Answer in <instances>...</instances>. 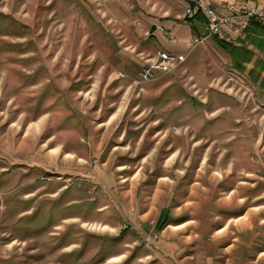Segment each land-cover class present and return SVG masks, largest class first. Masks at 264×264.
Returning a JSON list of instances; mask_svg holds the SVG:
<instances>
[{"label": "rangeland", "instance_id": "374dc122", "mask_svg": "<svg viewBox=\"0 0 264 264\" xmlns=\"http://www.w3.org/2000/svg\"><path fill=\"white\" fill-rule=\"evenodd\" d=\"M241 1L264 6V0H229L219 5L224 12L214 10L229 15L227 7ZM144 2L0 0V155L7 157L9 163H15L0 171V264H83L78 261L82 252L86 253L85 260L90 258L84 264H156V259L148 256L161 249L159 230L166 217L171 222L191 219L180 229L168 230L169 233L178 231L175 237L178 239L170 241L173 249L193 246L190 243L195 238L194 221L215 228L230 220L229 234L226 232L229 237L238 236L237 231H248L245 241L251 246L245 252L243 264H264V253H258L264 250V102L258 96L256 86L231 79L225 67H217L207 58V52L200 55L203 60L197 57L193 61L194 58L189 57L171 72L158 74L151 81L136 85L142 62L150 61L158 52L147 55L152 48L143 44L135 31L140 20L132 19L139 18L140 10H148ZM121 12L126 16H132L130 12H133L137 16L122 22L119 19ZM109 17L113 18L110 22L118 26L129 23L127 30L133 34V40L145 46L141 48L142 59L137 54L139 50L130 48L128 41L121 42L118 32L111 33L112 26H107ZM194 37L185 43L186 47ZM125 55L136 58L141 64L129 68L128 65L134 63ZM119 72L125 77H118ZM108 78L121 82L123 90L130 88V93L139 96L137 99L147 92H159V96L150 101L152 109L141 117L140 122L155 120L169 126L164 148L170 147L164 153L162 144L158 150L153 148L146 160L137 165L142 169L140 178L148 177V188L143 185L137 195L139 198H134L131 205H126L127 202L124 205L113 189L118 186L117 179L114 175L106 177L107 185L113 187L111 190L108 187L106 196H102L109 205L104 219L103 214L87 213V208H93L94 201L97 202L90 199H97L94 192L77 198L79 203H70L74 199L71 186L58 192L56 197L45 194L42 199L37 197L36 202L34 199L32 203H23L26 198L19 188L28 173H21L17 165L37 161L33 155L40 152L44 155L46 149H40V139L35 137L39 122L36 127L28 123L25 126L17 120L19 113L26 120H34L44 112L47 117L53 115L58 104L68 105L64 91L60 93L61 98L55 99L58 88H62L71 94L77 107L96 119L101 115L97 113L99 104L105 105L99 93L103 92L102 84ZM70 83L75 86H69ZM74 88L81 91L75 92ZM30 125L34 128H29ZM154 134L150 131L145 134L136 161L155 144L158 136ZM151 136L152 140H148ZM148 141L151 142L145 147ZM55 151L51 153L56 154ZM174 151L175 162L165 160L163 156ZM26 155L31 157L25 160ZM52 158L45 161L42 157V165L59 173L49 175L50 181L46 182L45 175L39 171L37 175L41 177H37L33 185L49 184L61 176L50 183L49 191L52 192L61 184L70 183L66 180L68 171L86 172L80 168L83 165L73 163L66 156ZM101 161L95 158L84 166L93 171L96 165L101 168ZM5 162L0 159V167L5 166ZM105 167L113 170L114 165ZM161 173L166 177L160 183L164 191L161 189L153 202L152 186ZM194 181L196 184L192 183ZM237 183L241 185L236 186ZM193 185L197 203H190L191 209L159 211L165 206L169 189L178 196L188 192ZM234 187L246 198L244 202L236 195H228ZM246 212V219H242L240 216ZM71 216L78 218L65 220ZM83 217L87 220L99 218L116 227L115 233H125L115 236L100 225L84 224ZM238 217L244 221L235 222ZM153 225L151 231L149 227ZM202 236L203 239L210 237V231L205 230ZM84 237L87 249L80 250L77 246ZM126 237H129L128 246L123 245ZM67 245L69 250H65ZM210 252L173 263L206 264L205 257L213 255ZM188 254L192 255V250ZM212 262L227 264L225 256ZM159 264L162 263L159 261ZM228 264H237V260L230 258Z\"/></svg>", "mask_w": 264, "mask_h": 264}, {"label": "crops", "instance_id": "0c3cea01", "mask_svg": "<svg viewBox=\"0 0 264 264\" xmlns=\"http://www.w3.org/2000/svg\"><path fill=\"white\" fill-rule=\"evenodd\" d=\"M225 1L229 0H209L212 8L221 12H224V10L221 9V6L219 5ZM139 2L137 3V7L140 5ZM144 4L147 6L148 10H140L138 13L140 14L138 15L139 18H134L137 15H134L133 12H130L132 16H126L121 12L122 17H119V19L122 20V22L123 20L126 22L128 18L130 20L134 18L132 19L133 21L140 20L138 24L139 26H137L135 31L137 35L141 37L142 43L152 48L151 53L147 52V55H153L157 50H165L171 53L185 52L187 50L185 43H187L192 37L202 34L204 31V17L185 20L186 16L183 13L185 0H145ZM112 19V17H109V22ZM97 21L100 22L99 18ZM108 24L112 26V28H110V30H112L111 33H113V31L118 32L121 37V42L128 41L130 48L139 50L137 54L140 55V58L142 59V53L144 54V52L141 50L145 46H141L140 43L133 40V34L131 35L129 30H127L129 28V26L127 27L129 23H124L122 26H118L112 22L108 23L107 21V26L109 27ZM159 26L164 27L166 31L171 33L174 36V40H168L162 32H159L157 30V27ZM205 52L208 53L207 58L213 60L217 67H225L229 75L231 74L232 79H235V81L240 82L241 84H251L256 86L258 96L264 102L263 25L251 23L243 30L235 31L227 29L225 30L224 39H218L216 36H207L204 44H201L199 48L193 49L186 59L189 57H192V59L194 58L193 61H196L195 58L197 57L202 59L200 55ZM125 58L135 64L128 65V67L134 66L135 68L136 65L141 64V61H137L134 57L125 55ZM144 63L142 62V65ZM73 85L75 86L74 83L69 84V86ZM74 89L75 92L81 91L78 88ZM102 90L103 92L100 91L99 93L100 100L103 99L105 105L103 106L102 103L99 104L97 113H101V115L96 118L97 120L92 119L93 115L84 113L81 108L77 107L72 102L71 94L67 93L62 88H58L57 92L59 94L55 99H59L61 96L60 93L64 91L68 105L59 106L58 104L53 115L47 117V113L44 112L34 120H26L24 119L26 117H21L22 114L19 113L17 120L20 123L23 122L25 126L28 123V125L32 124L36 127V123L39 122V131L35 137H39L40 139V149H46L44 155L42 152H40L39 155H33L35 159H38L37 161H24L17 165L20 166L21 173H28L26 180H24L19 188V191L26 198L23 199L25 202H31L32 200L34 201V199L36 202L37 197H39L38 199H42L45 194L55 196L58 192L65 191L71 186V196H74V199H72L70 203H79L80 201H78L79 199L77 198L84 197L86 194L94 192L97 199L91 197L90 199L93 201L96 200L97 202L94 201L93 208H87V213L89 214V212H91L92 215L103 214L102 217L104 219V214L106 210H108L109 205L104 202L102 196H106L109 189L108 187H110L109 190L113 187V185H107L106 177L114 175L117 179L118 186L113 189L118 192V196L121 198L124 205L126 202V205H128V203L131 205V203H134V198L135 200L139 198L137 195H139V190L143 189V185L145 188H148V177L145 175L140 178L142 169L141 166L137 167V165L146 160V157L153 148L158 150L159 146L162 144L164 153L170 147L167 145L166 148H164V141L167 139L166 132L170 130L169 126L164 123H158L155 120L151 123L146 122L147 120H142V122H140L141 117L146 115L152 109L150 101L156 99L159 96V92H147L142 94L140 99H137L139 96L130 93V88L127 89V91L123 90L121 82L112 78H108V80L103 82ZM73 94L75 93L73 92ZM133 121H135V123ZM34 127H31V125L29 126V128ZM148 131L155 133L154 135L158 137L153 146H149L151 141H148L145 146H149L148 150L144 152L140 160L136 161L135 157L141 149L144 136ZM106 133H108V135H106ZM152 138L153 136L149 137L148 140H152ZM53 150L57 151H55L56 154L51 153ZM174 153L175 151L172 154H168L167 157H163H165V160L169 159L175 162L176 155ZM28 154H30V151ZM26 156L25 160H27L28 157H31V155ZM59 156H66V158L71 159L73 163L83 165L80 168L86 170V172L80 171L77 173L74 171H68L69 176L66 180L70 183L61 184L52 192L49 191L52 188L50 187V183L59 180L61 176H58L55 178L56 180H52L49 184L47 183L43 185L40 183L37 185L34 183L33 185V181L36 182L37 177L40 179L42 174L45 175L44 180L48 182L50 181L49 175H57L56 173H59L58 171L51 172L49 169L45 168V166L42 165V157H44L46 161L49 157H53L52 159L54 160L59 158ZM95 158H99V160L102 159L101 168L96 165L92 171L85 167V164L90 163V161ZM0 159L6 160V165L0 167V171L7 169L8 165L12 166V164H15L11 162L9 163L7 157L2 155H0ZM107 164L114 165L113 170L106 169L105 165ZM131 168L133 169L129 171ZM39 171H41L40 176L37 175ZM165 180V175L161 173L157 177V182L152 186V190L154 191L153 202L155 201V196L159 195V191H161V189L162 192L164 191L161 182ZM192 183L196 184L195 181ZM237 185L240 186L241 184L237 183L236 186ZM235 188L236 187L231 188L228 195H236L238 200L244 202L246 198L239 193V189L237 190ZM167 194L168 195L165 198V206H162L159 211H164L167 208L170 209V212L173 210L182 211L183 208V210L191 209L192 202L194 205L197 203L195 200L196 190L194 185L188 192L184 191L183 194H179L178 196L175 195L171 189H169V193ZM120 204L122 205V203ZM240 217L246 219L247 212ZM69 218L76 219L78 216L67 217L65 220L68 221ZM173 218L175 219V217ZM82 219L85 221L84 224L88 225L92 223V225H100L104 231L109 229L108 232L113 233L115 236H121L125 233L124 231H122L123 233H115L116 227L112 226L110 223L103 222L104 220L100 221L99 218L87 220L83 217ZM237 219H239V217ZM237 219L235 222L244 221L242 219L237 221ZM175 220L176 221L174 222L167 220V224L159 230L161 249H159L158 252H155L153 256L151 254H149L150 257L148 256L149 259H156V264H159V261L162 264H174L173 262L175 261L177 263L180 261L185 262L188 258H193V256L200 257L202 252L208 253V251L213 252V255L210 254L205 257L206 264H213L212 260L217 257L223 258L224 256L227 264L230 258H235L237 264H243V261L246 258L245 252L251 246L249 242L245 241V235H247L248 231H237L240 236L233 235L229 237L226 235V232L229 234L228 230L232 225L230 220L215 228L197 220V222L194 221L195 238H192V242L188 241V243L191 242L190 244H193V246L189 247L190 249L180 248L179 250H176L170 247L172 243L170 241L178 239L175 238L178 231L169 233L168 230L170 228L174 230L180 229L189 224L191 219L179 222L178 219ZM190 226L191 225L188 227ZM149 228L152 231L154 225ZM144 229H146V227ZM205 230L210 231V237L203 239L202 233ZM166 233H168V235H166ZM231 234H233V231H231ZM127 239H129V237L124 238V246H128V242H126ZM191 250L192 255H187ZM258 253L263 254L264 250H259ZM176 255L177 257H175ZM86 259L90 260L89 257ZM200 262H203V260Z\"/></svg>", "mask_w": 264, "mask_h": 264}, {"label": "built area", "instance_id": "2783aa9c", "mask_svg": "<svg viewBox=\"0 0 264 264\" xmlns=\"http://www.w3.org/2000/svg\"><path fill=\"white\" fill-rule=\"evenodd\" d=\"M231 3V2H230ZM184 13L186 16L204 17V31L194 37L187 45V50L182 53H171L165 50H158L150 61L144 63L135 79V84L140 85L156 78L158 74L169 73L173 69L185 62L188 54L201 45L207 36H216L218 39L225 38V30H243L251 23L264 26V6L251 2H233L229 5V15L217 13L209 4L208 0H185ZM158 30L166 36L168 40H174V36L168 33L164 27L159 26ZM120 78L125 74L119 72ZM232 79V78H231Z\"/></svg>", "mask_w": 264, "mask_h": 264}, {"label": "flooded vegetation", "instance_id": "af4514ba", "mask_svg": "<svg viewBox=\"0 0 264 264\" xmlns=\"http://www.w3.org/2000/svg\"><path fill=\"white\" fill-rule=\"evenodd\" d=\"M33 201V200H32ZM32 201H31V203H32ZM27 202V201H26ZM25 201L23 202V203H26ZM29 203V202H28ZM84 240H85V237L82 239V243H81V245L80 246H77L80 250L82 249H84V250H86L87 249V244L86 243H84ZM72 244V243H71ZM70 245V244H69ZM69 245H67L66 246V248H65V250L69 247ZM74 246V245H73ZM76 247V248H77ZM67 250H69V249H67ZM84 253L85 252H82L81 254H80V256H79V258H78V261L81 263H87L88 262V260H85L84 259ZM86 254V253H85Z\"/></svg>", "mask_w": 264, "mask_h": 264}, {"label": "trees", "instance_id": "16d2710c", "mask_svg": "<svg viewBox=\"0 0 264 264\" xmlns=\"http://www.w3.org/2000/svg\"><path fill=\"white\" fill-rule=\"evenodd\" d=\"M192 18H193V16H191V17L186 16V17H185V20H191ZM167 218H168V217H166V218L162 221L161 228H162L165 224H167ZM161 228H160V229H161Z\"/></svg>", "mask_w": 264, "mask_h": 264}]
</instances>
